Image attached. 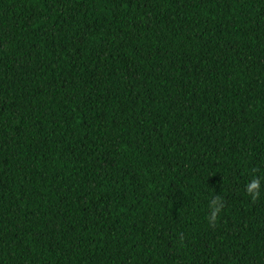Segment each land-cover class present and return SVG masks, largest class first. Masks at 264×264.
<instances>
[{"label": "trees", "instance_id": "16d2710c", "mask_svg": "<svg viewBox=\"0 0 264 264\" xmlns=\"http://www.w3.org/2000/svg\"><path fill=\"white\" fill-rule=\"evenodd\" d=\"M253 175L264 0H0V264H264Z\"/></svg>", "mask_w": 264, "mask_h": 264}, {"label": "clouds", "instance_id": "9594fccd", "mask_svg": "<svg viewBox=\"0 0 264 264\" xmlns=\"http://www.w3.org/2000/svg\"><path fill=\"white\" fill-rule=\"evenodd\" d=\"M256 170H253L255 172ZM262 179L264 177L253 175L252 179L245 185V191L251 198L252 202H255L260 198L261 195V185H262ZM209 216H208V223L210 226H215V223L219 219V214L224 208V201L220 195H215L210 201H209Z\"/></svg>", "mask_w": 264, "mask_h": 264}]
</instances>
